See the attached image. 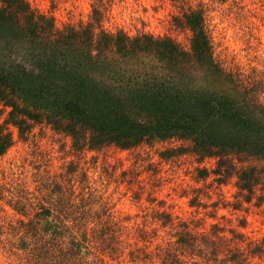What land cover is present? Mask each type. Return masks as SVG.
I'll list each match as a JSON object with an SVG mask.
<instances>
[{
	"label": "trees",
	"instance_id": "1",
	"mask_svg": "<svg viewBox=\"0 0 264 264\" xmlns=\"http://www.w3.org/2000/svg\"><path fill=\"white\" fill-rule=\"evenodd\" d=\"M108 14L107 2L98 0L88 22L59 27L55 16L29 0H0V102L9 108L0 123V157L43 123L69 136L77 153L177 138L180 146L166 148L161 157L214 158L215 168H196L197 179L213 175L223 184L236 176L243 202L251 201L256 186L264 187L263 76L251 79L215 55L201 8L185 10L177 22L192 33L188 48L171 36L109 30ZM77 172L71 163L34 188L21 180L11 195L0 189V202L15 199L20 214L8 223L0 219V226L40 264H110L105 253L115 230L108 226L118 220L91 179L84 182L85 171L76 186ZM131 172L139 201L149 187L140 181L142 170ZM155 177L154 187L163 186ZM148 200L168 205L158 195ZM212 205L219 210L221 203ZM161 208L154 220L172 227L163 264H264V241L247 240L218 223L208 230L196 224L198 218L189 221L169 205ZM156 232L146 226L141 239L148 242Z\"/></svg>",
	"mask_w": 264,
	"mask_h": 264
},
{
	"label": "rangeland",
	"instance_id": "2",
	"mask_svg": "<svg viewBox=\"0 0 264 264\" xmlns=\"http://www.w3.org/2000/svg\"><path fill=\"white\" fill-rule=\"evenodd\" d=\"M29 1L35 9L55 16L56 24L64 27L88 22L93 14V4L98 0ZM104 1L109 5L105 21V27L109 30L123 29L132 36L142 33L171 36L187 48L192 33L186 26L177 25L178 19L181 20L185 10L201 8L215 55L228 68L244 73L251 79L257 75L264 78V0ZM260 97L264 101V89ZM8 111L9 108L0 102V123ZM181 143L182 140L172 138L158 141L152 146L142 144L132 149H121L112 145L77 153L72 149L69 136L48 124H39L27 141L17 138L8 152L0 157V185H3L0 189L4 192L9 190L8 195H11L10 190L21 180L25 181V187L28 183L34 188L39 179L47 180L50 174L65 172L71 163L76 164V186H80L78 181L85 171L87 176L82 177L84 182L87 178L91 179L92 186L110 204L118 220L117 224L112 221L114 224L105 226L115 230L109 236L110 247L105 253L110 264H163L161 252L167 246L166 238L172 232V227L171 223L170 227L162 226L160 221L153 218V213L157 209L162 210V205L172 207L175 216L189 221L198 218L196 224L206 226L208 230L211 223H218L227 230L230 227L238 229L246 234L247 240L263 242V185L256 186L251 201L243 202L236 176L223 184L218 183L213 175L206 180H198L196 168H215L216 159L206 158L199 162L191 153L168 159L161 157V151L180 146ZM253 163L263 167L261 161L258 163L254 160ZM131 170H142L140 181L149 187L139 201L135 199L134 191L138 190V183L131 189V182H135L136 178ZM125 171L127 174L123 173ZM158 175L163 186L154 187L153 178ZM193 188H198V191L194 193ZM151 195H158L168 205L163 201L148 200ZM194 196H198L197 201L191 206L189 200ZM213 202L221 203L219 210L212 205ZM223 202L228 204L227 207H223ZM14 205L17 206L15 199L0 202L1 221L8 223L20 216L15 212ZM234 205L239 208L233 209ZM212 214L216 217H210ZM146 226L158 230L148 242L141 239V230ZM0 231V264H40L29 251L21 248L19 241L7 234L9 229L4 230L0 226Z\"/></svg>",
	"mask_w": 264,
	"mask_h": 264
}]
</instances>
